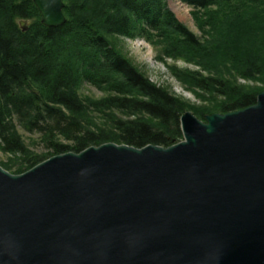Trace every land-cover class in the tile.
Here are the masks:
<instances>
[{
    "label": "trees",
    "instance_id": "obj_1",
    "mask_svg": "<svg viewBox=\"0 0 264 264\" xmlns=\"http://www.w3.org/2000/svg\"><path fill=\"white\" fill-rule=\"evenodd\" d=\"M180 1L200 34L168 0H63L58 27L42 23L33 0H0V164L19 174L106 142L168 147L183 139L186 111L205 120L255 104L264 91V0ZM121 37L154 46L196 101L152 81ZM85 85L102 95L85 94ZM20 128L48 152H33Z\"/></svg>",
    "mask_w": 264,
    "mask_h": 264
},
{
    "label": "water",
    "instance_id": "obj_2",
    "mask_svg": "<svg viewBox=\"0 0 264 264\" xmlns=\"http://www.w3.org/2000/svg\"><path fill=\"white\" fill-rule=\"evenodd\" d=\"M33 1L45 26L66 22L63 0ZM181 129L168 147L0 164V264H264V91Z\"/></svg>",
    "mask_w": 264,
    "mask_h": 264
},
{
    "label": "rangeland",
    "instance_id": "obj_3",
    "mask_svg": "<svg viewBox=\"0 0 264 264\" xmlns=\"http://www.w3.org/2000/svg\"><path fill=\"white\" fill-rule=\"evenodd\" d=\"M169 6L171 8L172 1H176L183 5L182 10L180 11V15L175 12L177 17L189 26L192 30L200 34L197 26L195 25L194 19L191 14V7L181 2L180 0H168ZM180 7V6H178ZM137 41H145L144 39H136L130 40L126 38H119V44L123 48V50L131 57V59L138 64L144 71H146L147 75L150 77L152 81L157 83L158 85H171L172 90L186 99L191 101H196L194 95L190 91H186L183 89L181 84L169 73L167 67L162 62H158L155 57L157 54V50L150 43L146 42V45H137ZM168 63H173V61L169 60ZM177 64L181 67H192L189 66L182 61H178ZM83 92L87 95H92L95 97H100L102 93L97 90L95 87L91 85H85ZM192 112V111H191ZM198 117V116H197ZM20 131L24 135L27 143L30 145V148L33 152H48L45 145L40 141V138L37 134H30L26 132L24 129L20 128ZM7 160V155L3 154L0 151V161Z\"/></svg>",
    "mask_w": 264,
    "mask_h": 264
},
{
    "label": "bare ground",
    "instance_id": "obj_4",
    "mask_svg": "<svg viewBox=\"0 0 264 264\" xmlns=\"http://www.w3.org/2000/svg\"><path fill=\"white\" fill-rule=\"evenodd\" d=\"M171 8L180 15V11L182 10L181 8H183V5L180 3H177L176 1H172ZM136 43L137 45H146L145 41H137Z\"/></svg>",
    "mask_w": 264,
    "mask_h": 264
}]
</instances>
